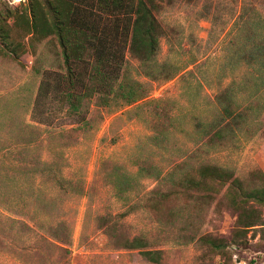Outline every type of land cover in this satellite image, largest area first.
<instances>
[{
	"label": "rangeland",
	"instance_id": "1",
	"mask_svg": "<svg viewBox=\"0 0 264 264\" xmlns=\"http://www.w3.org/2000/svg\"><path fill=\"white\" fill-rule=\"evenodd\" d=\"M156 16L167 31L157 61L183 64L194 58L200 64L196 74L202 82L187 96L177 77L150 80L127 55L126 72L148 88L149 97L160 100L159 110H165L160 116L154 104L104 107L89 101V127L79 129L73 117L58 112L54 123L60 132L51 134L31 120L40 79L32 70V56L26 53L17 61L0 52V97L16 103L0 115L5 120L0 143L10 141L7 132L15 121L25 120L43 130L30 153L54 161L66 178L83 187L82 193L64 190L44 175L35 184L30 177L20 179L0 195V264H264V224L237 232L236 212L218 195L199 217L191 216L195 225L186 228L182 220L191 214L186 199L156 202L152 191L166 190L165 186L153 175L138 174L139 166L152 164L164 174L196 148L193 117L216 111L218 90L233 80L251 88V69L233 50L245 42L239 36L252 31L253 20L264 22V0H175L163 2ZM40 49L49 61L52 54L45 46ZM236 99L240 108L248 107L247 122L233 144L209 156L243 177L254 168L264 172V88L251 96L243 91ZM170 115L177 117L175 127L166 126L168 140L157 146L150 137L157 134L159 124L168 123ZM114 164L135 176L134 186L122 196L106 179ZM253 206L264 220V206ZM62 224L64 229L53 230ZM198 224L201 233L223 240L222 249L212 251L189 241ZM135 236L145 238L148 249L161 250L160 263L146 260L139 249L122 247V240Z\"/></svg>",
	"mask_w": 264,
	"mask_h": 264
},
{
	"label": "trees",
	"instance_id": "2",
	"mask_svg": "<svg viewBox=\"0 0 264 264\" xmlns=\"http://www.w3.org/2000/svg\"><path fill=\"white\" fill-rule=\"evenodd\" d=\"M175 0H25L12 5L0 0V52L20 61L28 53L33 58L32 70L39 76V83L31 108V120L55 134L54 121L58 112L73 117L77 128L86 129V103L95 101L99 106L154 104L157 115L159 101L149 97L148 88L126 72L127 55L138 62L139 73L153 81L178 78L187 96L202 86L196 70L200 66L194 58L183 64L157 61L161 39L166 27L156 13L163 2ZM191 1V0H184ZM253 20L252 31L241 34L245 42L237 43L233 54L243 59L251 69L250 89L244 82H233L218 90L214 96L216 111L211 116L193 117L196 148L162 174L156 165L139 166L138 174L153 175L166 190L152 191L153 199L184 197L191 209L184 227L195 223L191 216L199 217L203 207L210 205L218 195L236 212L237 232H243L264 220L253 204L264 206V172L259 168L239 176L229 167L214 163L210 152L233 144L239 131L247 122L248 107L241 106L236 97L243 91L254 95L264 88V22ZM259 28V29H258ZM52 54L48 61L42 47ZM12 98L0 97V115L15 105ZM247 107V108H246ZM167 114V113H166ZM12 116H8L11 118ZM177 117L170 115L167 124H159L157 134L150 137L160 146L168 140L169 129L175 127ZM5 120L0 119V127ZM49 129V130H48ZM43 131V130H42ZM42 131L25 120L15 121L8 130L10 141L0 143V195L20 179H31L35 184L40 176H50L54 184L64 190L82 193L81 182L66 178L54 161L30 153L37 147ZM29 132V133H28ZM27 152H29L27 154ZM135 176L128 174L121 165L114 164L107 173V181L116 194L134 186ZM22 182V181H20ZM152 199V200H153ZM4 200H1V202ZM56 225L54 231L64 229ZM189 241L212 251L222 249L223 240L210 233H201L199 224L191 230ZM127 249H139V253L154 263H160L161 250L148 249L142 236L120 242Z\"/></svg>",
	"mask_w": 264,
	"mask_h": 264
}]
</instances>
